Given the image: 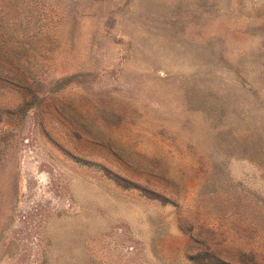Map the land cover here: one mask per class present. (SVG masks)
Listing matches in <instances>:
<instances>
[{
  "label": "rangeland",
  "instance_id": "obj_1",
  "mask_svg": "<svg viewBox=\"0 0 264 264\" xmlns=\"http://www.w3.org/2000/svg\"><path fill=\"white\" fill-rule=\"evenodd\" d=\"M0 264H264V0H0Z\"/></svg>",
  "mask_w": 264,
  "mask_h": 264
}]
</instances>
